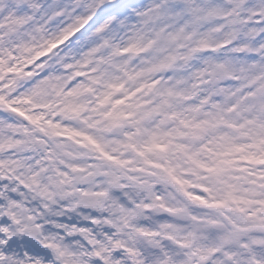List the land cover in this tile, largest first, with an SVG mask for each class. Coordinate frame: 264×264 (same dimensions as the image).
I'll return each instance as SVG.
<instances>
[{"label":"snow or ice","instance_id":"snow-or-ice-1","mask_svg":"<svg viewBox=\"0 0 264 264\" xmlns=\"http://www.w3.org/2000/svg\"><path fill=\"white\" fill-rule=\"evenodd\" d=\"M0 264H264V0H0Z\"/></svg>","mask_w":264,"mask_h":264}]
</instances>
